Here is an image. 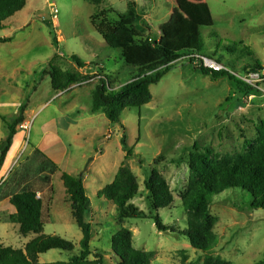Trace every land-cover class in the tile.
<instances>
[{"label":"rangeland","instance_id":"obj_1","mask_svg":"<svg viewBox=\"0 0 264 264\" xmlns=\"http://www.w3.org/2000/svg\"><path fill=\"white\" fill-rule=\"evenodd\" d=\"M206 1L214 16L200 28L207 54L216 52L215 58H222L238 72L258 62L264 74V0ZM190 2L103 0L96 6L86 0H28L26 8L0 31V39H11L0 41V116L13 123L24 104L30 111L27 128L18 130L19 146L0 182V195L23 193L40 182H51L54 201L50 216L44 208V234L60 236L75 245L73 252L52 250L41 255L39 264H71L80 253L83 233L66 200L64 172L83 179L89 198L92 210L88 221L93 227L89 260L116 264L110 251L118 213L99 193L123 165L137 176L141 193L132 202L145 213L150 214L151 209L144 183L153 169L167 181L175 199L159 214L176 233L160 232L151 219L122 223L132 231L136 250L153 253L152 264H264V210L250 208L248 194L228 190L214 196L209 223L186 211L182 202L192 178L189 164L195 145L201 151L210 148L213 160L231 159L248 151L264 123V92L248 102L235 81L213 79L188 61H180L151 86L149 104L125 110L118 123L106 116L88 120L100 80L107 88L110 83L118 88L137 73L125 65L120 51L106 44L92 24V16L106 11L108 19L116 23L119 14L127 13L135 3L155 40L173 11L182 22L190 21ZM55 9L57 19H53ZM72 56L86 67L79 68ZM53 68L92 79L56 93L49 75ZM1 117L3 142L8 129ZM66 121L69 129L62 125ZM123 136L133 153L129 158L121 143ZM9 214L0 211V240L5 246L24 248L35 236H22L19 226L8 221ZM191 219L209 237V250L193 248L183 235Z\"/></svg>","mask_w":264,"mask_h":264},{"label":"trees","instance_id":"obj_2","mask_svg":"<svg viewBox=\"0 0 264 264\" xmlns=\"http://www.w3.org/2000/svg\"><path fill=\"white\" fill-rule=\"evenodd\" d=\"M100 6L103 0H86ZM28 0H0V31L6 27V22L27 6ZM189 22L184 23L176 11H173L169 20L160 27L158 39L150 37V28L147 21L137 11L136 4L131 3L130 9L125 14H119L118 21L112 23L106 11L98 16H92L91 22L106 44L118 50L127 67L137 71L125 85L118 88L109 84L106 87L104 80H100L93 92L92 110L105 111L106 117L112 123L120 121V115L127 109L142 108L152 101L151 86L158 84L170 71V68L188 55L198 53L211 57L223 63L222 58L208 55L200 36V28L212 21L209 6L202 0H192L188 7ZM10 38L0 39L2 42ZM58 44V39H54ZM214 56V57H213ZM72 60L81 69L86 65L77 56ZM176 62V63H175ZM175 63V64H173ZM203 75L213 79L228 77L235 81L240 93L244 95L259 94L254 88L249 87L237 78L225 72H216L203 67H193ZM261 65H248L242 74L261 72ZM51 86L54 92L60 93L69 90L74 85L89 82L92 77L78 72H62L53 68L49 72ZM24 104L19 115L13 123L1 117L8 129L7 138L0 143V182L4 179L2 172L5 159L10 151L20 127L26 122ZM121 143L127 152V158L132 156L128 149L126 137ZM195 153L191 157L190 170L192 178L189 187L182 194L183 207L190 214L200 216L205 222L211 221L209 213L213 197L228 190H241L250 196L249 206L252 209L264 210V123L258 128V138L251 143L250 149L244 154L231 159L211 158L213 153L210 148L205 151L195 145ZM62 181L66 188L67 201L70 202L72 215L83 233L80 241V253L73 258L71 264H101V259L90 261L92 254L91 235L92 223L88 221L91 207L86 195L83 179L68 173L62 174ZM148 192V202L151 213L147 214L132 201L140 196V186L137 176L128 166H121L112 182L106 185L99 193L100 198H105L113 203L118 213L117 233L111 238V254L116 264H152L153 253L136 250L133 247V233L122 225L126 220H148L155 222L160 232L176 233V229L166 225L160 217L159 211L169 208L174 203V196L167 181L157 169H153L151 176L144 183ZM15 213L9 218L11 223L19 226L22 236L35 238L28 242L24 248L17 249L5 246L0 240V264H39L40 256L52 250L73 252L75 245L57 235H45L44 203L34 191L14 194L10 201ZM183 235L188 239L193 248L209 250L210 242L206 232L196 225L191 219Z\"/></svg>","mask_w":264,"mask_h":264},{"label":"crops","instance_id":"obj_3","mask_svg":"<svg viewBox=\"0 0 264 264\" xmlns=\"http://www.w3.org/2000/svg\"><path fill=\"white\" fill-rule=\"evenodd\" d=\"M203 2H205V3H207V1L206 0H203ZM208 4V3H207ZM209 5V4H208ZM213 15V14H212ZM143 18L146 20V18H145V16H143ZM213 18H214V16H213ZM156 39H158V37L156 38ZM71 91V90H70ZM69 91V92H70ZM68 94V93H67ZM29 107V106H28ZM29 109L27 108V110H26V122L23 124L24 126H26V125H28V119H29ZM67 112V111H66ZM90 112H91V117L88 119V120H94V119H96L98 116H100V117H103V116H106V114H105V111H103V110H99V111H97V112H94L93 110H92V108L90 109ZM65 118L66 119H68V120H71L72 121V119L69 117V116H65ZM76 123V122H75ZM64 124L66 125L65 127H66V129H69V127H70V125L68 124V122L66 121V123H63L62 122V125H63V127H64ZM77 124V123H76ZM20 129H22L21 127H20ZM48 131V130H47ZM19 136L20 135H16V137H15V139H14V143H13V145H12V147H11V149H10V152H9V154H8V157H7V159H6V161H5V164H4V166H3V170H2V172H4L6 169H8V167H9V164L12 162V158H11V155L13 154V155H15L14 153H16V149L18 148V146H19V144H18V142H19ZM7 138V137H6ZM5 138V139H6ZM3 141V140H2ZM1 143V142H0ZM2 175V173H0V176ZM5 176V175H4ZM3 181H4V179H3ZM1 184V183H0ZM36 188H32V190L31 191H34V192H36L37 194H38V197H40L41 199H42V201H43V203H44V208H45V206L47 207V215L48 216H50V213H51V207H52V205H53V201H54V197H53V193H54V190H53V185L51 184V182H40V183H38L36 186H35ZM0 189H1V187H0ZM14 194H17V193H12V192H9L8 194H3V196H1L0 195V211L2 212V210H6V211H8V212H10V214L8 215V221H9V218H10V216L12 215V214H14L15 213V209H12V208H9V205H10V203H9V201H10V199H11V197L14 195ZM67 200V199H66ZM46 202V204H45V202ZM35 238V237H34ZM34 238H32V239H34ZM32 239H30V241L32 240ZM29 241V242H30ZM2 243V242H1Z\"/></svg>","mask_w":264,"mask_h":264},{"label":"built area","instance_id":"obj_4","mask_svg":"<svg viewBox=\"0 0 264 264\" xmlns=\"http://www.w3.org/2000/svg\"><path fill=\"white\" fill-rule=\"evenodd\" d=\"M53 19H57V9H55V13L53 14ZM180 61H188V64H190L192 67H203L212 71L216 72H225L230 74L231 76L237 78L240 82L243 84L254 88L259 93L264 92V74L261 72H249L247 74H242L238 71H235L234 69L226 66L223 63H219L215 59L201 55L198 53H194L191 55H188L186 57L181 58ZM177 62V63H178ZM176 63V62H175ZM173 63V64H175ZM256 95L250 94V95H244L243 100H246L248 102L252 101ZM22 129H26L27 127L22 125Z\"/></svg>","mask_w":264,"mask_h":264}]
</instances>
